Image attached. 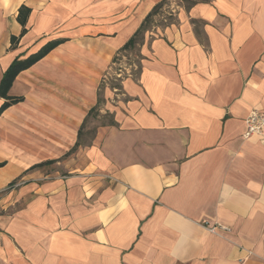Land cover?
I'll list each match as a JSON object with an SVG mask.
<instances>
[{"label":"crops","instance_id":"1","mask_svg":"<svg viewBox=\"0 0 264 264\" xmlns=\"http://www.w3.org/2000/svg\"><path fill=\"white\" fill-rule=\"evenodd\" d=\"M161 1L0 0V81L64 40L0 116V264H264V137L243 138L264 112V0L165 5L104 89ZM96 107L115 125L74 150Z\"/></svg>","mask_w":264,"mask_h":264},{"label":"trees","instance_id":"2","mask_svg":"<svg viewBox=\"0 0 264 264\" xmlns=\"http://www.w3.org/2000/svg\"><path fill=\"white\" fill-rule=\"evenodd\" d=\"M166 1L167 0H162L161 2H159V4L146 16L145 21L142 24V26L136 31V33L132 37V39L125 46L122 47V49L120 50V53L132 51L133 49H135L136 44H138L142 40L143 36L146 34V31L154 23V17L161 14L162 9L166 5ZM202 1H207V0H202ZM196 3H198V2L189 3L188 6L195 5ZM30 14H31V9H29L28 7L22 6L19 9L18 22L23 26V30H22V33H21L19 38L12 37V39H11L12 47H15L18 44L20 38H22L26 34V32H27L26 24H27V21H28ZM63 42H64V40L48 42L47 45L42 47L40 49V51H38L37 53H34L25 59H19V58L15 59L10 64L8 69L4 72L3 77L0 81V97L5 99V103L0 108V116L10 106H12V105H14V104H16L22 100L21 98H12L9 96V90L11 89L13 82L15 81L17 76L22 71L29 69L35 63H37L38 61H40L41 59L46 57L48 53L53 51L54 48L61 45V43H63ZM97 109H98V107L92 109L90 111V113L88 114V116L86 117L83 125L81 126V128L78 132L79 138H78V142H77L76 146L74 147V150H76L77 147L81 144V139L84 136L85 128L87 126V123L90 121L89 119L91 117L97 116ZM105 118H107L109 120L107 123L108 125H115V121H114L112 115L106 114L104 119ZM50 163H53V162L50 161ZM50 163L38 164V165L34 166L33 169L34 168H40V167H42L46 164H50ZM3 165H4L3 163H0V167H3Z\"/></svg>","mask_w":264,"mask_h":264},{"label":"rangeland","instance_id":"3","mask_svg":"<svg viewBox=\"0 0 264 264\" xmlns=\"http://www.w3.org/2000/svg\"><path fill=\"white\" fill-rule=\"evenodd\" d=\"M202 0H167L166 5H182L185 7H188L189 3L192 2H201ZM160 25V19L157 18V22L153 23L150 28L155 24ZM140 58V53H139V48L133 49L131 52H122L118 53V56L116 57L113 66L111 69H109L106 74V79L102 82V87L105 89L110 88V89H120L121 85V78L125 77V75H133L137 71V66H138V60ZM103 89V90H104ZM90 121L87 123L86 129H85V142H89L91 138L94 136V132L96 128L105 123V121H108L107 118L102 119L101 116L97 113V116L91 117L89 119ZM65 173V172H64ZM2 194V193H1ZM0 194V195H1ZM1 200V199H0ZM2 213H10V209H6L5 211L1 209L0 207V214Z\"/></svg>","mask_w":264,"mask_h":264},{"label":"built area","instance_id":"4","mask_svg":"<svg viewBox=\"0 0 264 264\" xmlns=\"http://www.w3.org/2000/svg\"><path fill=\"white\" fill-rule=\"evenodd\" d=\"M247 119L245 121V133L243 135L244 139H248L252 136H259L260 138L264 137V112L261 111H251L247 115ZM221 230H227L225 226L219 227ZM212 232H215V228H210Z\"/></svg>","mask_w":264,"mask_h":264}]
</instances>
